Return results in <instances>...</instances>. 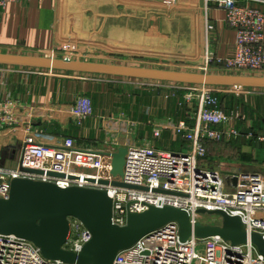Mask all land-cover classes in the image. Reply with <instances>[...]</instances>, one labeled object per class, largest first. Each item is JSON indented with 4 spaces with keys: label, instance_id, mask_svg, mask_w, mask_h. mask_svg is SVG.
<instances>
[{
    "label": "built area",
    "instance_id": "obj_1",
    "mask_svg": "<svg viewBox=\"0 0 264 264\" xmlns=\"http://www.w3.org/2000/svg\"><path fill=\"white\" fill-rule=\"evenodd\" d=\"M13 1L20 0H0V10L6 9ZM250 1L205 0L207 10L211 3H215L225 12L226 22L236 30L233 54L217 60V66L224 74L264 76V12L251 5ZM205 13L207 17L208 12ZM206 24L209 31L214 29L208 20ZM211 61L212 58L207 64ZM180 85L193 90L188 95L192 125L186 121L170 120L167 125L156 127L154 135L160 137L163 128H173L189 142L186 151L158 149L147 142L129 145L124 175L114 177L109 157L78 148L77 142L71 137H66L58 145L43 142L39 138L45 135V131L37 128L31 118H27L24 121L25 138L18 166L9 169L0 163V198L9 197L11 182L15 178L50 181L62 187H93L106 190L113 199L112 220L117 225L127 223L129 212H142L152 205L185 209L194 222L202 223L206 217L214 216L202 214L199 210L221 209L240 216L249 237L259 233L264 238V173H234L229 176L200 165L207 156L205 141L220 142L239 135L232 121L240 117V113L230 112L222 105L216 91L223 87ZM194 100L196 105L192 107ZM21 107L11 98L0 100V131L22 124L15 114L16 109ZM93 114L92 99L87 95L78 96L71 108L73 120L80 124ZM21 166L43 170L44 173L24 172ZM52 171L76 175L78 179L49 176L47 173ZM88 177L94 178L95 182H89ZM234 177H237L236 185L232 182ZM101 179L109 180V185L99 183ZM114 180L147 189L116 187L111 185ZM155 189L184 196L158 193ZM70 223V237L65 247L79 251L91 240L92 234L79 219L70 218ZM0 264L68 263L46 258L27 239L0 234ZM114 264H264V256L251 240L237 247L225 242L220 236L204 239L193 237L183 243L178 224L172 222L148 234L131 248L118 252Z\"/></svg>",
    "mask_w": 264,
    "mask_h": 264
},
{
    "label": "crops",
    "instance_id": "obj_2",
    "mask_svg": "<svg viewBox=\"0 0 264 264\" xmlns=\"http://www.w3.org/2000/svg\"><path fill=\"white\" fill-rule=\"evenodd\" d=\"M139 1L148 4L159 0ZM179 2L203 9L206 36L202 40L201 35L192 50L200 51L201 57L204 54L212 58L211 65L218 67V59L233 54L236 30L226 22L225 12L215 3L207 10L205 0ZM111 3L114 7H108ZM249 3L264 12V0ZM119 4L120 0L10 2L6 9L0 10V52L121 64L110 60L122 53L106 49L109 45L122 46L132 39L130 36L125 39L123 29L117 26L121 24V9L116 7ZM205 12H208L207 17ZM207 20L214 26L211 31L207 29ZM198 64H203V60ZM103 76L0 65V100L11 98L22 106L15 111L22 124L0 131L1 165L9 169L18 166L27 118L45 131L39 139L48 144H62L66 137H71L78 148L88 151L112 152L143 142L173 152L186 150L189 142L173 128H163L160 137L154 135L156 127L165 126L170 120L192 125L191 109L181 105V96L170 97L168 93L159 102L146 95L132 99L129 107L123 109L121 98L109 94L111 90ZM110 77L113 76H107ZM241 90L217 89L222 105L230 112L240 113V117L232 121L239 135L220 142L205 141L207 156L201 160V167L219 170L225 175L264 173V90ZM80 95L92 99L94 114L78 124L72 118L71 108Z\"/></svg>",
    "mask_w": 264,
    "mask_h": 264
},
{
    "label": "water",
    "instance_id": "obj_3",
    "mask_svg": "<svg viewBox=\"0 0 264 264\" xmlns=\"http://www.w3.org/2000/svg\"><path fill=\"white\" fill-rule=\"evenodd\" d=\"M0 65L175 84L264 90L263 75L188 72L6 52H0ZM95 153L110 155L112 174L124 175L128 147L122 146L117 151H95ZM20 169L29 173H44L43 170L22 166ZM47 174L59 178L78 179L76 175L60 172L52 171ZM87 180L95 182L92 177H88ZM232 182L236 185L237 177H234ZM99 183L109 185L110 181L101 179ZM111 185L130 189H147L117 180L111 181ZM155 191L184 196L181 193L163 189H155ZM199 212L218 217L221 223L194 222L185 209L171 205L162 207L152 205L142 212H129L127 223L121 226L112 220L113 199L104 189L79 185L62 187L50 181L15 178L11 182L9 197L0 198V234L15 235L33 242L49 259L68 264H114L118 252L131 248L148 234L175 222L179 226V236L183 243L193 237L204 239L220 236L225 242L237 247L251 240L259 253L264 256V238L259 233H253L249 237L240 216L231 215L221 209L213 211L201 209ZM70 218L82 221L92 234L91 240L79 251L65 247L70 237Z\"/></svg>",
    "mask_w": 264,
    "mask_h": 264
},
{
    "label": "rangeland",
    "instance_id": "obj_4",
    "mask_svg": "<svg viewBox=\"0 0 264 264\" xmlns=\"http://www.w3.org/2000/svg\"><path fill=\"white\" fill-rule=\"evenodd\" d=\"M120 1L121 4H119V6L116 5V7H120L121 9L119 13L121 16V24L116 25L123 29L125 39H130L129 36L132 37V39L126 40L127 42H124L122 46H107L106 49L111 52L122 53V55L110 61L120 62L126 65L145 66L166 70L200 73L218 72L212 69V67H218L212 66L211 63L207 64L210 58H206L204 54L201 57L200 51L193 52L192 50L195 48L201 35L202 40H204L206 36V33H204L205 14L202 12L203 9L200 11V8L197 10L195 6H185L183 3L179 2V0H159L157 3L148 2V4L139 0L136 1V4L135 0ZM108 7H114V4L111 3ZM111 55L113 54L111 53ZM202 60L203 64H198V62ZM217 74L224 73L223 71H219ZM103 77L107 79V86L111 90L109 94L121 98L123 109H125V106H127V108L129 107V102L131 101L132 103V99L147 95L153 99L156 98L160 102L162 96L169 93L170 97L181 96V105L183 104L186 109L190 110L189 106L191 102L188 95L191 94L193 90L182 88L183 85L170 84L169 82L166 84L164 82L134 78L114 76L110 78H107V76ZM159 85H161V88H159ZM172 85L177 86L172 87ZM232 89L238 92L243 91L241 89L237 90V88ZM162 90H164V92H162ZM217 96L221 99L218 93ZM195 103L196 101L194 100L192 107L196 105ZM229 104V102L226 103L227 106H230ZM238 105H240V102L237 103V106ZM187 149L188 147L186 150ZM104 155L109 157L112 166V157L107 154ZM112 176L114 175L112 174ZM119 176L120 175L114 177ZM203 222L220 224L221 219L217 217H206Z\"/></svg>",
    "mask_w": 264,
    "mask_h": 264
}]
</instances>
